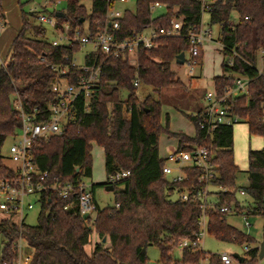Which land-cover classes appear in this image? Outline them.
<instances>
[{
	"label": "trees",
	"instance_id": "obj_1",
	"mask_svg": "<svg viewBox=\"0 0 264 264\" xmlns=\"http://www.w3.org/2000/svg\"><path fill=\"white\" fill-rule=\"evenodd\" d=\"M58 1L66 2V7L59 10L65 14L58 17L59 25L68 21L72 33L76 29L84 32L86 21L94 32L103 29L107 25L109 4L118 0H90V11L84 0H50L52 3ZM154 2L166 6V12L153 16L151 4ZM208 5L206 10L201 0H136L134 11L124 10L121 27L116 32L119 38L151 27L158 31L168 28L175 18L182 21V35L160 36L156 48L141 49L138 67L121 58L100 54L104 61L101 82L95 88L89 106L79 98L75 117L63 132L40 139L34 145V161L40 170L49 172V183L55 180L62 184L71 182L76 189L71 198L50 191L42 198L38 223L23 224L22 231L32 251L30 264H151L147 252L149 246L160 249L157 264H201L205 258V251L198 241L202 208L199 202L184 201L175 196L185 186L191 189L202 185L196 182V171H190L185 182L171 183L165 178L162 172L164 159L159 154L160 135L167 132L176 137L180 147L208 145L218 166L215 182L237 188L240 169L234 159V124H221L207 136L198 127L199 116L186 113L180 105L168 103L151 93L140 98L135 81L139 79L159 95L165 88L184 85L173 69V63H177V55L190 48V40L185 34L198 25L203 12L208 11L211 24L220 25L219 41L226 46L239 45L244 59L237 58L232 70L251 78L249 92L230 99V109L239 115L240 121L247 123L250 135L264 138V77L258 75L256 67L259 58H264V0H211ZM0 16L4 17L1 1ZM21 16L22 25L12 41L9 61L0 66V177L4 178L14 176L15 172L3 162L2 149L6 139L13 136L21 124L13 107V96L19 93L27 110L37 106L43 109L57 97L52 91L55 82L62 78L74 82L81 72L71 67L65 74L52 67L69 63L66 56L72 57L79 50L78 45H54L47 39L45 25L22 5ZM234 16L237 23L232 25ZM93 56L89 55V62ZM199 61L203 63V52ZM222 68L223 75L214 77V85L221 93L231 80L225 75L230 69L224 61ZM122 90L128 93L125 99ZM164 103L173 105L189 117L196 128L195 136L170 131L169 115L162 124ZM92 142L104 150L107 179L121 170H129L130 175L117 183L108 180L93 183V193L99 186L114 185L116 202L114 206L101 207L95 201V216L85 219L79 210L77 194L85 178L93 174ZM248 163L249 184L244 188L251 198L249 207L240 203L234 191L219 192V202H236L240 211H246L247 215L262 216L264 233V147L260 150L250 148ZM94 231L100 240L88 251ZM207 231L221 240L239 244L254 242L253 237L228 223L227 214L217 209L208 211ZM0 233L8 238L0 253V264L13 262L17 259L13 242L19 227L8 219H1ZM183 239H188L190 244L183 247L181 257L176 258L174 249ZM259 250V246H249L247 258L240 260L242 264H255L260 259ZM208 260L210 264H221L222 261L217 254H212Z\"/></svg>",
	"mask_w": 264,
	"mask_h": 264
},
{
	"label": "built area",
	"instance_id": "obj_2",
	"mask_svg": "<svg viewBox=\"0 0 264 264\" xmlns=\"http://www.w3.org/2000/svg\"><path fill=\"white\" fill-rule=\"evenodd\" d=\"M126 1V0H118ZM204 9H209L211 0H201ZM60 2V1H58ZM117 2V1H116ZM115 2V3H116ZM115 3L108 6L107 25L103 29L96 32L89 29L84 32L76 29L72 33V26L68 21H64L59 25L58 16L49 13L45 9L38 10L36 7L31 11L36 14V19L43 25H48L54 31L59 33L58 39L51 42L54 45H78L79 52L88 44L93 47L85 54L82 62L76 59L77 52L72 57L66 56L69 63L62 65H52L54 69L67 73L71 67H76L81 72L77 74L75 81L70 82L67 78L55 82L52 85V91L57 95L55 100L49 101L45 108L34 107L27 110L19 95L13 96L12 103L14 109L18 112L20 118V126L17 132L12 136L15 138L9 147L11 160L17 164L11 167L15 172L12 177H0V212L11 216H19V222L10 223L19 227V233L13 242V247L17 252V259L13 262H4L3 264H30L32 260V251L28 238L23 234L22 226L25 224L27 214L34 208L35 203L41 205L42 198L50 191L58 192L63 198H71L76 187L73 183L68 182L62 184L55 180L49 183V172L42 171L38 168L34 161L33 148L40 139L48 138L55 134H61L65 126L71 122L76 114V102L82 98L85 106H89L92 94L100 85L101 73L104 61L100 59V54L107 58H121L133 67L139 66V52L141 49L156 48L158 46L157 39L160 36H179L182 35V21L180 19H172L171 26L161 28L159 31L155 28H148L145 31L134 33L129 37L119 38L116 35L117 30L121 27V19L124 11L115 9ZM164 6L161 2L151 4V9ZM237 23V17L231 19V24ZM3 29V23L0 26V32ZM212 26H205L202 21L198 25L192 26L185 34L190 40V48L185 52V62L187 71L192 73L196 67L202 65L199 61L201 53L204 51L206 42L213 40ZM221 43V42H220ZM223 61L228 71L225 75L231 79L229 84L225 86L222 93L216 87L214 91L205 94V106L201 113H195L199 116L198 127L206 132L207 136H211L214 130L221 124H236L240 121L239 115L231 111L229 100L236 96L244 95L249 92L251 78L241 72L232 70L236 66L237 58L244 59L239 52V45L226 46L221 43ZM94 54L91 62L88 61L89 55ZM89 57V58H88ZM261 62V66L258 65ZM256 67L259 76L264 77V58L261 56ZM140 80L135 81V85H139ZM214 154L206 144H193L191 148L180 147L170 149L163 157L164 164L162 172L167 180L171 183L185 182L190 177V171H196V182L202 187H192L184 190L176 197L184 201L199 202L202 208L200 221V232L198 241L207 231L208 211L217 209L224 214L236 213L243 214L245 225L251 226L245 211H240L236 202L220 203L219 192L228 194L236 192L242 196L248 195L244 187L232 188L215 182L218 174V166L214 162ZM130 175L129 170H121L111 174L108 182L117 183ZM81 190L77 194L79 210L82 215L96 213L95 196L91 186L86 182L80 186ZM119 207L120 204L116 203ZM67 208V206H66ZM245 212V213H243ZM6 219V218H3ZM1 220V219H0ZM190 241L183 239L180 246L183 248L188 246ZM24 247H29L30 252L23 254ZM248 250V247L246 248ZM220 258L224 264H231L232 257L223 253Z\"/></svg>",
	"mask_w": 264,
	"mask_h": 264
},
{
	"label": "rangeland",
	"instance_id": "obj_3",
	"mask_svg": "<svg viewBox=\"0 0 264 264\" xmlns=\"http://www.w3.org/2000/svg\"><path fill=\"white\" fill-rule=\"evenodd\" d=\"M4 16H0V26L1 18H4L6 24L3 23V29L0 32V66L3 62L9 61L11 56L10 45L13 37L16 35L17 31L22 25V16H21V5L25 11H30L31 8L36 7L38 10L45 9L49 13H54L55 11L63 10L66 7V2H56L52 3L50 0H0ZM88 11L91 9V1L84 0ZM115 9L124 11L125 9L135 10L136 0H126L124 2L117 1L115 3ZM166 12V6L156 7L152 10L153 16H157ZM59 21V18H57ZM203 24L205 26H212L213 33L211 38L213 40L206 42L204 47V58L203 65L198 66L195 70L190 73L187 71V65L173 63V69L177 72L178 76L183 80L182 86L178 87H169L165 88L162 91V94L159 95L156 93L151 86L140 83L138 85V96L144 98L147 94H154L155 97H162L166 102L172 104H178L183 108V111L190 113L196 111L199 107L205 103L204 96L209 91L215 90L214 77L223 75V54L220 39L221 28L218 24H211L210 14L208 11L203 12ZM85 29L88 26L86 21ZM47 29V39L52 41L53 39L59 38V33L54 31L48 25H45ZM149 31V29H147ZM91 44H88L85 48L81 49L76 54V59L78 62H82L85 54L92 48ZM258 65L261 66V62H258ZM127 91L122 90V98L127 97ZM161 121L162 124H165L166 113H170V131L172 132H182L189 136H195L196 128L194 123L187 117L182 111L176 109L173 105L168 106L164 103L162 108ZM187 110V111H186ZM190 111V112H188ZM15 138L9 136L2 149L3 162L7 166L16 167L17 164L11 160V154L9 151L10 145L13 143ZM176 139L169 135L167 132H163L160 135L159 140V149L161 157L165 156L169 149H175ZM260 147V148H258ZM264 147V138L261 135H250L248 130V125L245 121H240L234 124V159L235 163L238 165L240 171L237 174L236 186L246 187L249 184L248 179V152L249 149L260 150ZM92 166L93 174L91 177L85 178V182L88 186H91L93 183H106L107 182V173L105 169V155L103 148L98 145L96 142H92ZM116 193L115 190H107L105 186H99L95 190V201L101 207L114 206L116 202ZM176 197V196H175ZM240 203L243 206L249 207V202L251 198L249 195L242 196L237 195ZM41 211V205L37 202L34 204V208L27 214L25 222L30 225H36L38 223V217ZM246 212V211H245ZM243 212V213H245ZM95 216V212L91 213V217ZM8 218L12 223L19 222V216L7 215L6 213L0 212V219ZM249 222L251 223L250 227L245 225V218L243 214L230 213L227 215V221L238 230L250 235L254 238V242L250 244H239L233 241H226L216 238L213 234L205 232L201 237L200 246L205 251L203 256L205 257L201 264H210L208 258L212 254H217L220 258V254L227 253L232 257L231 264H242L240 257L247 258V247L259 246L264 239L263 233V218L260 215H247ZM99 238L98 234L94 231L91 237V243L87 246V250L91 251L96 243V239ZM8 238L0 233V253L4 245L6 244ZM100 238L97 240L99 241ZM110 244V241H108ZM182 247L179 245L174 249L173 255L176 258H180L182 255ZM30 252L29 247H24L23 254L26 255ZM148 256L151 264H157V261L160 259V249L157 246L148 247ZM221 264H224L222 261ZM255 264H264V259H259Z\"/></svg>",
	"mask_w": 264,
	"mask_h": 264
},
{
	"label": "water",
	"instance_id": "obj_4",
	"mask_svg": "<svg viewBox=\"0 0 264 264\" xmlns=\"http://www.w3.org/2000/svg\"><path fill=\"white\" fill-rule=\"evenodd\" d=\"M56 15H57L58 17H64V16H65V14H64L63 12H61V11H57V12H56ZM176 62L179 63V64H184V62H185V52H181L179 55H177V57H176ZM105 188H106L107 190H114V185H112V184H106V185H105ZM83 217H84L85 219H87V218L89 217V215H88V214H84ZM105 240H106V238L103 239V241H105ZM237 257H238L241 261L244 259V257H240V256H237ZM259 258H260V259H263V258H264V239H263V241H262L261 244H260Z\"/></svg>",
	"mask_w": 264,
	"mask_h": 264
},
{
	"label": "crops",
	"instance_id": "obj_5",
	"mask_svg": "<svg viewBox=\"0 0 264 264\" xmlns=\"http://www.w3.org/2000/svg\"><path fill=\"white\" fill-rule=\"evenodd\" d=\"M4 18H5V16H4ZM4 18H1V23L6 24ZM3 28H4V27H3ZM18 31H19V30H18ZM18 31H17V33H18ZM17 33H16V34H17ZM15 36H16V35H15ZM15 36H14V37H15ZM14 37H13V39H14ZM12 41H13V40H12ZM12 41H11V44H12ZM0 42H2V41H1V38H0ZM10 48H11V45H10ZM204 54H205V52L203 51V58H204ZM0 59L3 60V59H2V56H0ZM7 62H8V61H7ZM7 62H3L2 64H6ZM202 65H203V63H202ZM202 65H201V66H202ZM168 106H170V104H168ZM204 106H205V103H203V104L199 107V109H203ZM162 108H163V106H162ZM199 109H198V110H199ZM198 110H196V111H192V112L188 111V112H190V113H192V114H195V113L198 112ZM162 111H163V110H162ZM186 111H187V110H186ZM167 115H169V118H170V120H171L170 113L167 112V113H166V116H167ZM161 116H162V114H161ZM166 116H165V118H166ZM194 126H195V125H194ZM169 127H170V124H169ZM191 137H193V136H191ZM174 138L176 139V147H177V146H178V139H177L176 137H174ZM176 147H175V148H176ZM258 148H260V147H258ZM169 150H170V149H169ZM167 152H168V151H167ZM159 154H160V149H159ZM104 155H105V154H104ZM160 156H161V155H160ZM163 157H164V156H163ZM163 157H162V158H163ZM94 196H95V192H94ZM96 203H97V201H96ZM97 204H98V203H97ZM98 239H99V238H97L95 242H97Z\"/></svg>",
	"mask_w": 264,
	"mask_h": 264
}]
</instances>
